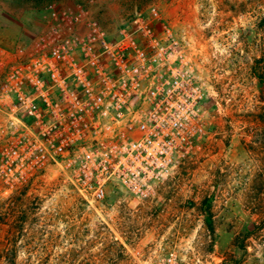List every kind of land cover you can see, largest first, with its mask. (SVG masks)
I'll use <instances>...</instances> for the list:
<instances>
[{
    "label": "rangeland",
    "instance_id": "1",
    "mask_svg": "<svg viewBox=\"0 0 264 264\" xmlns=\"http://www.w3.org/2000/svg\"><path fill=\"white\" fill-rule=\"evenodd\" d=\"M49 3L87 4L109 34L156 7L209 134L148 199L112 185L85 200L57 168L0 195V264H264V0H0V49L31 41Z\"/></svg>",
    "mask_w": 264,
    "mask_h": 264
},
{
    "label": "built area",
    "instance_id": "2",
    "mask_svg": "<svg viewBox=\"0 0 264 264\" xmlns=\"http://www.w3.org/2000/svg\"><path fill=\"white\" fill-rule=\"evenodd\" d=\"M44 11L31 41L0 49V195L57 168L85 200L152 197L209 134L184 42L154 6L116 34L87 4Z\"/></svg>",
    "mask_w": 264,
    "mask_h": 264
},
{
    "label": "trees",
    "instance_id": "3",
    "mask_svg": "<svg viewBox=\"0 0 264 264\" xmlns=\"http://www.w3.org/2000/svg\"><path fill=\"white\" fill-rule=\"evenodd\" d=\"M260 79L263 81V78L262 77H260Z\"/></svg>",
    "mask_w": 264,
    "mask_h": 264
}]
</instances>
